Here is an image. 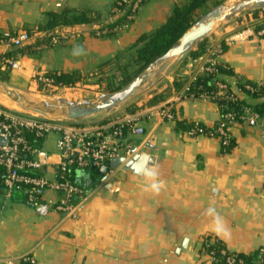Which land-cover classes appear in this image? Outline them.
Here are the masks:
<instances>
[{
  "label": "crops",
  "instance_id": "obj_1",
  "mask_svg": "<svg viewBox=\"0 0 264 264\" xmlns=\"http://www.w3.org/2000/svg\"><path fill=\"white\" fill-rule=\"evenodd\" d=\"M115 1L0 0V33L27 30L33 35L31 42L14 50L0 43V61L14 52L11 58L21 63L14 71L0 66L8 85L22 92L36 91V75L51 72H77L84 82L99 79L104 85L108 76H121L134 65L141 36L161 27L178 5L188 2L146 0L120 34L98 37L90 26L74 30L59 47L47 46L53 32L39 27L48 13L87 10L107 22ZM236 28L234 24L216 29L208 37L209 46L223 42ZM195 62L176 61L133 107L86 122L125 119L169 102L175 115L173 122L140 116L137 125L144 134L127 133L134 155L146 157L142 174L122 167L111 186L112 178L107 180L95 170L74 174L73 181L90 193L77 217L55 210L59 193L48 192L41 208H35L25 189L18 187L10 195L0 189V264H28L22 260L26 256L35 264H214L205 249L208 241H219L241 255L264 248V120L232 128L235 146L230 152H224L216 138L188 135L182 122L212 128L221 118L211 101L179 99L183 89L176 90L175 82L178 76L195 75L200 60ZM219 62L246 80L264 83V38L225 45ZM55 142L49 137L45 143L53 164L59 161ZM45 170L48 177L55 174L53 166Z\"/></svg>",
  "mask_w": 264,
  "mask_h": 264
},
{
  "label": "built area",
  "instance_id": "obj_2",
  "mask_svg": "<svg viewBox=\"0 0 264 264\" xmlns=\"http://www.w3.org/2000/svg\"><path fill=\"white\" fill-rule=\"evenodd\" d=\"M124 4L123 9H113L109 14V21L114 22L117 16L124 15L126 9L131 13L122 24L115 26L111 30H105L101 24H94L96 36L102 37L112 32L120 34L127 29L134 21L140 11L143 0H123L119 3ZM74 30L70 28L53 32L48 38L49 47H59L71 39ZM264 38V16L250 17L249 22L242 29L231 32L223 42L211 44L207 49L204 64L199 68L201 71H214V67L219 63V58L224 53V46L236 42H243L250 39ZM33 39L32 32L24 30L16 35L9 33L4 34L1 41L8 48H22L26 43ZM208 64L209 66H205ZM0 66L10 70H19L20 61L13 58H6L0 61ZM193 75L190 79H195ZM37 87L53 90L54 92L61 89L70 90L68 87L57 86L48 74L38 73L35 77ZM259 85L263 83H258ZM218 94L223 96L227 93V85L217 83ZM250 88V87H249ZM252 89V88H250ZM191 98L189 86L187 85L179 99ZM210 95H201L198 99L211 101ZM136 114V113H135ZM151 115L157 116L163 121H175L173 112V103L169 102L158 107L150 108L136 115H131L125 119H112L100 123H63L56 122L38 115L11 111L0 105V189L6 191L8 195L20 187L25 189L27 200L33 207L38 208L42 205L43 199L48 192H55L61 195V199L53 203L56 211L66 217H77L83 208L85 201L90 193L86 192L78 184L72 181L67 172L70 168L77 169H101L108 166L112 159H125V162L134 157L132 145L126 141L127 133L135 136L144 134V129L137 125L140 116ZM226 118L233 120L234 116L229 114ZM241 119L245 123L258 124L264 118L252 111L250 108L245 109ZM194 127L187 132L192 137L208 136L215 138L213 133L206 134L200 127V123L194 122ZM232 128L225 129L224 126L219 128L220 140L224 145L229 143ZM28 134H31L36 140L46 139L51 134L57 135L55 147L59 156L56 164L52 162V154L36 144H32ZM264 139V132H262ZM120 164L115 170H110L105 175L106 179L115 177L125 165ZM53 166L55 173L59 174L57 179H52L42 172L45 168ZM79 202H74V198ZM211 243V242H210ZM207 246L208 243L206 242ZM212 244V243H211ZM223 255L226 254L224 250ZM214 264L218 262L213 253H208ZM28 264H35L34 259L26 256L22 259ZM10 264V262L8 263ZM222 264H247L243 259L238 257L237 253L227 257ZM254 264H264V248L259 250L258 257Z\"/></svg>",
  "mask_w": 264,
  "mask_h": 264
},
{
  "label": "trees",
  "instance_id": "obj_3",
  "mask_svg": "<svg viewBox=\"0 0 264 264\" xmlns=\"http://www.w3.org/2000/svg\"><path fill=\"white\" fill-rule=\"evenodd\" d=\"M122 1L123 0H116L110 8L109 14L112 13V10L115 8L123 9L124 4H119ZM210 1L212 0H189L187 4L178 5L174 10L173 15L165 24L156 29L154 32L143 35L139 38L136 44L137 50L133 59V64L137 65L141 69H144L155 60L160 58L162 55H164L197 22L198 11ZM143 2L145 3L146 0H143ZM130 13L131 10L126 9V13L124 15L117 16L114 22H103L99 15H97L96 13L92 15L87 10H65L60 13L51 12L46 15L47 21L44 24H41L39 28L40 30L48 33L66 28L74 29L75 27L81 25H90L92 27L94 24H101L103 29L109 31L115 26H118L125 22L127 16ZM112 34L114 33L109 32L106 35L109 36ZM3 37L4 34L0 33V43ZM209 44L210 42L207 38L206 40L201 42L196 47V49H194L186 57H184V60H200V64L198 65V68H200L204 64L201 59L205 55ZM14 55V52H7L6 58H11ZM205 66L207 67L209 65L205 64ZM214 68L215 69L213 72H197L193 81L185 76H178V80L174 85L176 90H182L188 85L190 94L194 95V97L196 98L200 97L203 94L213 97L212 102L219 107L221 118L220 121L212 128H208L200 124V127L204 130V132L206 134L213 133L215 135V138H217L220 136L218 130L222 126L227 129L244 124L245 122L241 119V117L243 116L244 111L247 108H250L252 111L264 118V83L259 85L256 82L246 80L238 76L231 67L221 62H219ZM125 70L126 71H124V74L126 75L129 71L127 67ZM48 76L53 80L55 85L63 87L76 85L82 80L81 74L77 72L61 74L51 72L48 73ZM131 79L132 78L130 77L127 78L125 84H128ZM218 82L227 85L226 95L216 96L219 90L217 88ZM249 87L252 89H250ZM120 89L121 88H119L118 90ZM153 103L155 102L152 101L149 104ZM229 114L234 116L233 120L226 118V116ZM180 125L186 132H188L194 127L195 124L194 122H182ZM28 137L32 144H36L49 152L45 143L50 136L46 139L41 140H36V138H34V136L31 134H28ZM221 144L224 152H230L234 148L235 144L231 133L229 143L227 145H224L221 142ZM78 170L85 169L70 168L68 170L67 175L72 181L74 178V174H76ZM91 170H95L101 174V169ZM45 172H47V170L44 169L42 174L47 176V173ZM58 177L59 174L55 173L50 178L57 179ZM79 186L86 191L83 186ZM207 243L208 246L206 244L205 249L208 253L214 254L216 259L218 260L216 264H222L227 257L234 254L230 252L219 241H216L212 244L210 243V241H208ZM224 250L226 251L225 255L222 254ZM258 254L259 251L251 255L238 254V257L243 259L247 264H254L258 257Z\"/></svg>",
  "mask_w": 264,
  "mask_h": 264
},
{
  "label": "water",
  "instance_id": "obj_4",
  "mask_svg": "<svg viewBox=\"0 0 264 264\" xmlns=\"http://www.w3.org/2000/svg\"><path fill=\"white\" fill-rule=\"evenodd\" d=\"M264 8V0H236L223 3L204 17L199 19L164 55L155 60L135 77L126 86L114 93L100 95L97 99H85L74 102L63 98H43L27 92L16 90L0 80V94H3L11 102L30 114L63 123H86L97 116H109L110 114L126 107L132 100L137 99L152 84L162 77L165 72L171 70L173 64L186 57L191 51L206 40L219 25L239 17L244 12L260 10ZM90 28V25H81L73 30ZM11 50H14L11 48ZM198 63V60L195 62ZM135 152L136 149H133ZM145 156L139 154L125 162V159H112L108 166L101 168V173L106 175L108 171L115 170L125 162L123 169L135 174H142ZM117 183V178H112L108 186ZM41 208V207H40Z\"/></svg>",
  "mask_w": 264,
  "mask_h": 264
},
{
  "label": "rangeland",
  "instance_id": "obj_5",
  "mask_svg": "<svg viewBox=\"0 0 264 264\" xmlns=\"http://www.w3.org/2000/svg\"><path fill=\"white\" fill-rule=\"evenodd\" d=\"M233 1H236V0H212V1L208 2L205 6H203L198 11L197 21L199 19H201L202 17H204L207 13H209L211 10H213L217 6H219L223 3H228V2H233ZM187 3L188 2H186L185 4H187ZM262 15L264 16V8L260 9V10L244 12L239 17L222 23L221 25H219V27L217 29H219L221 27H225V26L227 27V26L236 24V26H237L236 30L232 31V32H234V31H237L238 29H242L243 27H245V25L249 22V18L251 16L256 18V17L262 16ZM142 71H143V69L139 68L137 65L134 64L131 66L129 72L126 75L124 74V72H122L121 76H120V73H118V75L112 74V75L108 76L107 77L108 80H107V82L105 81L104 85L100 84L99 79H96V80L93 79L91 81H86V82L81 80L76 85L68 87V89H70V90L61 89L59 91L54 92L53 90H49V89H45L43 87H39V88H37L36 91H31V92L27 91V93L36 95L38 97H43V98H63V99H68V100L74 101V102L83 101L85 99L95 100L102 94L117 92V90L119 88H123L124 86L127 85V84H125L127 78H129V77L132 78L131 79V81H132ZM0 80L5 82L6 84H8V78L5 75L1 74ZM12 88H14V87H12ZM14 89H16V88H14ZM16 90H18V89H16ZM147 92H148V90L145 91L143 94H141V96L138 97L137 99L132 100V102H130V104H128L125 108L130 109L131 107H133L140 98L145 97L147 95ZM0 105L2 107L10 109L11 111L24 112L23 110H19L17 107H9L4 102L3 96L1 94H0ZM97 117H101V116H97ZM93 119H98V118H93ZM50 137L55 142V138H56L55 134H51Z\"/></svg>",
  "mask_w": 264,
  "mask_h": 264
},
{
  "label": "bare ground",
  "instance_id": "obj_6",
  "mask_svg": "<svg viewBox=\"0 0 264 264\" xmlns=\"http://www.w3.org/2000/svg\"><path fill=\"white\" fill-rule=\"evenodd\" d=\"M3 96V100L4 102L9 106V107H17L19 110H22L21 107H19L18 105H16L15 103L11 102L8 98H6L3 94H1Z\"/></svg>",
  "mask_w": 264,
  "mask_h": 264
}]
</instances>
